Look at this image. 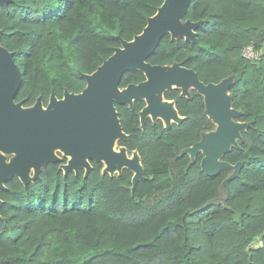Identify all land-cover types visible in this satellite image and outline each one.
<instances>
[{"label": "trees", "instance_id": "trees-1", "mask_svg": "<svg viewBox=\"0 0 264 264\" xmlns=\"http://www.w3.org/2000/svg\"><path fill=\"white\" fill-rule=\"evenodd\" d=\"M162 3L6 0L0 43L21 72L15 100L30 107L52 92L80 93L81 74L93 73L120 39L140 34ZM185 20L202 22L197 43L165 34L147 62L178 63L205 84L232 78L226 92L239 113L234 121L249 126L221 160L240 162L239 169L209 176L201 153H185L216 129L196 90L190 99L179 89L165 93L185 118L169 129L150 119L141 128L142 102L115 103L129 136L118 147L137 151L143 179L131 190V171L111 176L93 160L87 176L84 169L65 174V157L25 186L12 178L0 190V264H264V0H190ZM245 45L257 60L241 56ZM144 80L127 71L119 87Z\"/></svg>", "mask_w": 264, "mask_h": 264}, {"label": "water", "instance_id": "water-1", "mask_svg": "<svg viewBox=\"0 0 264 264\" xmlns=\"http://www.w3.org/2000/svg\"><path fill=\"white\" fill-rule=\"evenodd\" d=\"M189 2L163 0L140 34L130 41L120 39L121 47H116L93 73L81 74L86 86L80 93L65 90L62 98L57 99L52 92L45 108L41 98L29 108L14 102L21 86V72L13 53L0 43V151L15 154L9 164L0 155V188L12 176L18 177L24 186L37 179L49 163L61 161L55 154L60 149L71 156L62 165L65 174L84 169L87 176L92 169L89 161L93 160L103 163V172L111 176L123 169L131 171L133 190L143 179L142 167L136 151L128 156L123 147L119 151L113 149L115 141L129 139L121 128L115 103L131 107L133 101L144 100L145 106L139 112L141 128L149 117L153 121L160 119L164 128L169 129L173 123L180 124L185 119L178 115L172 102L162 100L163 93L173 88H180L182 95H188L189 88L195 89L203 96L206 116L216 125L214 132L206 133L185 153L191 158L201 153V170L209 176L217 175L221 167L238 170L240 162L232 165L221 160L231 147H237L239 131L249 126L234 121L239 113L229 106L226 92L232 78L205 84L193 69L178 63L161 66L147 62L165 34L197 43L195 30L202 22L182 21ZM5 3L6 0H0V6ZM127 71H140L145 80L120 88L121 77ZM31 169L32 178L28 175ZM1 205L0 200V208Z\"/></svg>", "mask_w": 264, "mask_h": 264}, {"label": "flooded vegetation", "instance_id": "flooded-vegetation-1", "mask_svg": "<svg viewBox=\"0 0 264 264\" xmlns=\"http://www.w3.org/2000/svg\"><path fill=\"white\" fill-rule=\"evenodd\" d=\"M140 83V82H139ZM138 84V83H137ZM127 86V85H126ZM125 86V87H126ZM173 89H179L180 90V97H183V98H187V99H190L191 98V91L192 90H195V89H193V88H189L188 89V95H182V90L180 89V88H173ZM173 89H171V90H173ZM171 90H168V91H171ZM167 91H165L164 93H163V100H167V101H169V102H172L173 103V105H174V107H175V109H176V111H177V108H176V103H175V100L174 99H167L166 97H165V93H166ZM198 93V92H197ZM17 95V94H16ZM16 95H15V97H14V102L15 103H21V107L22 108H29V107H25V106H23V102L22 101H16L15 99H16ZM200 95V94H199ZM50 96V95H49ZM38 98H41V105H42V107L43 108H45L46 106H47V104H48V102H49V97H48V100H47V102L46 103H44V101H43V98L42 97H38ZM57 98V97H56ZM57 99H60V98H57ZM37 100V99H36ZM36 100H35V102H36ZM35 102H34V104H35ZM136 102H142L143 103V106H142V108L145 106V101L144 100H135V101H133V104L134 103H136ZM33 104V105H34ZM133 104H132V106H133ZM32 105V106H33ZM118 105H120V104H118ZM122 105H124V104H122ZM125 105H127V104H125ZM32 106H30V107H32ZM131 106V107H132ZM130 107V106H129ZM130 107V108H131ZM141 108V109H142ZM141 111V110H140ZM139 111V112H140ZM139 112H138V116H139ZM178 113V112H177ZM179 115V114H178ZM180 116V115H179ZM147 119H150L149 117H147L146 118V120ZM150 120H152V119H150ZM157 120H160V119H157ZM156 120V121H157ZM172 120V119H171ZM153 121V120H152ZM161 121V120H160ZM140 122V121H139ZM162 122V121H161ZM162 124H163V122H162ZM173 124H175V123H173ZM164 126V125H163ZM141 127V126H140ZM137 152V151H136ZM127 154H128V152H127ZM0 155L3 157V161H4V163L5 164H9L10 163V161H11V159H13L14 157H15V154H13V153H11V154H8V153H3L2 151H0ZM132 155V154H131ZM128 156H129V154H128ZM63 157H61V159H62ZM66 158V157H65ZM66 161H67V159H66ZM28 175H29V177L30 178H32L33 177V175H34V173H33V170L31 169L30 171H29V173H28ZM12 178H17L18 180H19V178L18 177H16V176H12L10 179H8V180H6V181H4L3 182V185H4V188H5V183L7 182V181H9V180H11ZM35 180V179H34ZM34 180H32V181H30V182H33ZM20 181V180H19ZM21 182V181H20ZM29 182V183H30ZM4 188H0V190L1 189H4ZM1 200V199H0ZM2 201V200H1Z\"/></svg>", "mask_w": 264, "mask_h": 264}, {"label": "built area", "instance_id": "built-area-1", "mask_svg": "<svg viewBox=\"0 0 264 264\" xmlns=\"http://www.w3.org/2000/svg\"><path fill=\"white\" fill-rule=\"evenodd\" d=\"M241 56L248 61H255L259 57V53L252 45L244 46L241 50Z\"/></svg>", "mask_w": 264, "mask_h": 264}, {"label": "rangeland", "instance_id": "rangeland-1", "mask_svg": "<svg viewBox=\"0 0 264 264\" xmlns=\"http://www.w3.org/2000/svg\"><path fill=\"white\" fill-rule=\"evenodd\" d=\"M245 46H246V45H245ZM243 47H244V46H243ZM162 100H163V95H162ZM120 148H121V147H118L117 141H115L114 144H113V149H114L115 151H119ZM55 154H56L60 159H61V157H66L67 160L69 159V156H66V155L64 154V152H63L62 150H60V149L55 150ZM129 156H131V154H129ZM254 245H255V247L260 246V245H261V241L258 240V241L256 242V244L254 243ZM256 245H257V246H256Z\"/></svg>", "mask_w": 264, "mask_h": 264}, {"label": "bare ground", "instance_id": "bare-ground-1", "mask_svg": "<svg viewBox=\"0 0 264 264\" xmlns=\"http://www.w3.org/2000/svg\"><path fill=\"white\" fill-rule=\"evenodd\" d=\"M71 158V156L69 155V159Z\"/></svg>", "mask_w": 264, "mask_h": 264}]
</instances>
